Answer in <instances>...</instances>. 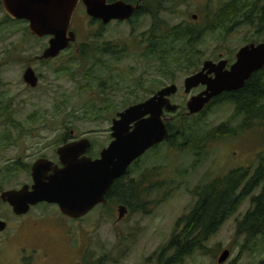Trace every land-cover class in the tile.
Returning a JSON list of instances; mask_svg holds the SVG:
<instances>
[{"label":"rangeland","instance_id":"rangeland-1","mask_svg":"<svg viewBox=\"0 0 264 264\" xmlns=\"http://www.w3.org/2000/svg\"><path fill=\"white\" fill-rule=\"evenodd\" d=\"M169 1L162 2L167 11L159 14L160 21L170 27L183 21L204 27L212 19L208 14L230 0ZM4 15L0 13V192L30 185L29 173L20 170L10 177L5 164L28 166L41 158L56 161L55 151L70 132L76 140H91L89 156L98 157L101 146L108 142L106 121L151 97L147 92L151 84L154 93L174 84L178 89L170 102L185 114L187 100L197 92L183 93V81L192 71L199 70L206 61H232L240 48L255 39L252 31L243 26L229 35L223 32L207 35L197 46L202 53L197 68L182 71L174 68L175 75L166 72L163 77L157 63L143 59L140 55L143 49L135 46L138 35L153 25L150 16H140L134 27L112 23L100 30L80 6L69 28L76 43L54 61L45 62L38 58L47 47L48 38H33L25 22L1 25ZM193 15L197 17L194 23ZM132 29L136 33L131 35ZM104 42L123 45L127 54L118 61L110 54L80 57L78 46L94 49ZM96 58L100 64L94 63ZM27 67L38 78L35 89L26 87L22 81ZM87 71L90 72L85 78ZM91 76L104 80L103 90ZM226 106L211 109L197 127L205 133L227 123L236 131L235 136L207 141L199 158L188 149L169 152L162 145L131 166L129 177L134 182L148 178L154 170L150 183L159 188L136 204L138 211L126 209L120 222L116 221V210L124 205L119 202L98 206L78 221L67 220L55 206L44 204L18 218L0 203V216L7 224L6 231L0 233V264H83L86 259L100 264H162L158 261L159 250L171 239L178 221L191 212L200 189L235 169L251 167L252 173L264 159V126L238 131L240 121L231 118L233 107ZM98 109L103 111L97 113ZM5 110L21 129L6 120ZM175 116L164 113V120L175 126ZM260 189L261 186L243 199L235 213L203 244L204 249L195 250L182 264H217L223 251L229 257L222 264H264V237L236 234L237 224L252 210L251 199ZM125 201L132 204L134 198L128 195Z\"/></svg>","mask_w":264,"mask_h":264},{"label":"water","instance_id":"water-1","mask_svg":"<svg viewBox=\"0 0 264 264\" xmlns=\"http://www.w3.org/2000/svg\"><path fill=\"white\" fill-rule=\"evenodd\" d=\"M80 2L87 17L104 25L110 21H127L139 9L138 4L133 6L123 2L107 5L106 0H0V6L11 21L25 22L33 38H48L47 47L38 58L47 61L54 60L75 42V34L69 28ZM226 65V61L218 64L206 61L201 71L184 80V94L192 88H204L185 105L189 116L201 113L222 93L242 89L253 74L262 70L264 43L240 48L229 70H225ZM22 81L30 89L37 88L38 78L30 67L24 70ZM176 93L175 85L164 87L142 103L118 113L110 130L112 142L97 159L86 156L90 143L81 139L56 150L58 165L46 159L36 160L30 168L31 184L1 192V203L18 218L26 216L31 208L45 204L55 206L67 220L83 219L106 203L114 182L124 177L135 161L168 139L164 113L177 111V106L169 100ZM116 212V221L120 222L127 211L124 206H118ZM6 226L0 219V233ZM228 257V252L223 251L217 264L224 263Z\"/></svg>","mask_w":264,"mask_h":264},{"label":"trees","instance_id":"trees-1","mask_svg":"<svg viewBox=\"0 0 264 264\" xmlns=\"http://www.w3.org/2000/svg\"><path fill=\"white\" fill-rule=\"evenodd\" d=\"M166 7L167 5H164L162 0L145 1L142 3V7L134 13L132 19L127 22L128 25L134 27L142 15L145 18L150 16L154 21L148 31L138 35L135 46L143 49L140 53L143 59L157 63L158 72L163 77L166 72L169 75H175L174 68H178V71L197 68L202 56L197 46L199 47L204 42L207 35H215L218 32L229 35L234 29L243 26L250 29L255 38L249 43L264 42V0H230L221 5L215 13L208 14L212 18L210 23H205L204 27L198 25V29L191 25L192 27H188L186 32L181 29L180 23L170 27L166 22L159 20V14L166 12ZM2 12L0 6V13ZM2 21L1 25L15 24L5 15ZM99 27L100 30L103 29L101 26ZM24 32L26 33V31ZM130 33L132 35L136 32L132 29ZM79 51L80 57L83 58H88L93 54L102 56L110 54L117 61L119 57H124L127 54L123 45L116 49L112 45L105 47L99 44L94 49L89 48L88 45H82ZM94 63L100 64V60L96 58ZM89 72H86L85 78L88 77ZM90 78L97 81L100 90L104 89L103 79L93 76ZM152 85L154 84L150 85L147 92L153 95V90H150L154 89ZM133 92L131 91V93ZM226 105L233 107L231 118L240 121L238 131H250L251 128L259 125L264 126V68L253 74L242 89L232 93H223L213 99L200 115L191 117L178 110L174 112L177 121L175 126L166 124L168 139L162 145H165L169 152L188 149L195 152V157L199 158L202 156V150L207 141H217L235 136L236 131L227 123H222L205 133L197 127L207 112L214 107ZM102 111V109H98L97 113ZM5 115L9 123L11 122L13 126L21 129L19 123L11 120L6 110ZM160 146L151 149L149 153H154ZM138 163L136 162L134 165ZM250 168L229 171L200 189L191 212L184 219L178 221L171 239L159 250V263L182 264L183 260L191 256L195 250H203V244L235 213L242 200L251 196L260 186L261 192L251 199L253 208L237 224L236 234L246 235L249 238L264 237V159L259 161L252 173ZM4 169L10 177L20 170L30 173V166H21V163H15L13 166L8 165ZM129 170L126 178L114 182L106 196V205L119 202L133 213L138 211L136 204L142 202L141 200L145 199L146 195L159 187L157 184L150 183L154 176V170L148 178H143L139 182L130 179ZM128 195L134 198V203L125 201V197ZM182 224L183 226L180 228ZM83 264H100V261L93 262L86 259Z\"/></svg>","mask_w":264,"mask_h":264},{"label":"flooded vegetation","instance_id":"flooded-vegetation-1","mask_svg":"<svg viewBox=\"0 0 264 264\" xmlns=\"http://www.w3.org/2000/svg\"><path fill=\"white\" fill-rule=\"evenodd\" d=\"M147 2L148 0H106V4L107 5H110V4H112V3H116V2H123V3H125V4H129V5H136V4H138L139 5V8H141L142 7V3L143 2ZM169 2L170 3V1L169 0H162V2ZM164 2V3H165ZM80 6H82L83 7V5H82V3L80 2L79 4H78V6H77V8L78 7H80ZM76 8V9H77ZM84 8V7H83ZM85 10V9H84ZM139 10V9H138ZM86 14V13H85ZM134 16V15H133ZM132 16V17H133ZM132 17L129 19V20H127V21H124V22H119V21H110L108 24H106V25H104L102 22H100L99 20H95V19H90L89 17V20L91 21V22H94V23H97L99 26H101L102 28L103 27H105V26H108V25H110V24H112V23H117V24H122V23H127V22H129L131 19H132ZM195 20H197V17L196 16H191V21H192V23H194V21ZM196 22V21H195ZM180 26H181V29L184 31V32H186V31H188L187 29H188V27H192V26H196V25H192L191 26V24H189V23H187V22H180ZM197 27V29H198V26H196ZM75 38H76V36H75ZM38 40V39H37ZM40 40H42V39H40ZM48 42V41H47ZM76 43V40H75V42L73 43V44H70V46L66 49V50H64V51H62L59 55H58V57L61 55V54H63V53H66V52H68L69 50H70V48L72 47V45H74ZM262 43H264V42H262ZM258 44H260V43H258ZM102 45H104L105 47H108L109 45H112L110 42H104ZM250 45V44H249ZM255 45H257V44H255ZM114 46V48L116 49L117 48V46L116 45H113ZM247 46V45H246ZM79 47L80 46H78V50H79ZM110 49V48H109ZM44 51V50H43ZM236 55V54H235ZM58 57H56L55 59H57ZM54 59V60H55ZM54 60H47V61H54ZM39 61H44V60H39ZM47 61H45V62H47ZM220 61H225V60H222V59H219L218 61H216V62H213V61H211L213 64H218ZM234 61H235V56H234V58H233V60L232 61H226L227 62V65H226V68H225V70H229V68H230V66L234 63ZM28 68V67H27ZM31 68V67H30ZM201 69H202V66L200 67V69L199 70H197V71H192V73H191V75H189V76H192V75H194V74H197L199 71H201ZM184 82V81H183ZM24 83V82H23ZM171 85H174V84H171ZM26 86V85H25ZM170 86V85H169ZM27 87V86H26ZM177 88V87H176ZM178 89V88H177ZM198 89H201V90H199V92H198ZM194 90H197V92H196V95H194V96H197V95H199L203 90H204V88L203 87H196V88H192L190 91H189V93L188 94H185V95H189L192 91H194ZM157 92V91H156ZM155 92V93H156ZM236 92V91H235ZM154 93V94H155ZM183 93H184V91H183ZM232 93V92H231ZM153 94V95H154ZM223 94V93H222ZM153 95H151V96H153ZM176 95V94H175ZM220 96V95H219ZM171 97H173V96H171ZM170 97V98H171ZM191 97H193V96H191ZM190 97V98H191ZM218 97V96H217ZM170 98H169V100H170ZM189 98V99H190ZM189 99L187 100V102L189 101ZM213 99H215V98H213ZM212 99V100H213ZM211 100V101H212ZM210 101V102H211ZM187 102H186V104H187ZM210 102L206 105V107L204 108V110L208 107V105L210 104ZM177 106V105H176ZM178 110V109H177ZM203 110V111H204ZM202 111V112H203ZM201 112V113H202ZM118 113H120V112H118ZM118 113H116L115 114V116H114V118H110L109 119V121H106L107 123H109V127L107 128V133H108V142L107 143H105V145L102 147L101 146V149H100V152L97 154V155H99L103 150H105V149H107L108 148V146L110 145V143L112 142V139H111V137H110V135H111V128H112V122H113V120L116 118V115L118 114ZM187 113V112H186ZM201 113H199V114H197V115H200ZM188 115V114H187ZM197 115H194V116H197ZM194 116H191V117H194ZM165 124H167L166 122H165ZM73 141H79V140H76L75 138H74V136H73V132H70L69 133V135H67L66 137H65V140L60 144V146L59 147H61V146H63V145H65V144H68V143H70V142H73ZM89 141V143H90V149L88 150V152H87V154H86V156L87 157H90L89 156V152H90V150H91V147H92V141L91 140H88ZM163 143H161V144H159V145H157V146H160V145H162ZM157 146H155V147H157ZM58 147V148H59ZM154 147V148H155ZM57 148V149H58ZM56 149V150H57ZM153 149V148H152ZM151 151V150H150ZM150 151H148V152H150ZM147 152V153H148ZM146 153V154H147ZM55 157H56V151H55ZM91 158V157H90ZM98 157L96 156V157H94V158H91V159H97ZM142 158V157H141ZM140 158V159H141ZM41 159H45V158H41ZM140 159H138L137 161H135L131 166H133L136 162H139V160ZM38 160V159H37ZM46 160H48V159H46ZM48 161H50V162H52L54 165H58V161H57V157H56V161H53V160H48ZM35 162V161H34ZM33 162V163H34ZM33 163L31 164V165H29L30 166V168H31V166L33 165ZM6 166H8V164H5V166L4 167H6ZM131 168V167H130ZM30 174V173H29ZM127 177V174L124 176V177H122L121 179H124V178H126ZM30 184H31V181H30ZM24 186V185H23ZM0 203H1V201H0ZM1 204H3V203H1ZM5 205V204H4ZM7 206V205H6ZM0 219H1V216H0ZM2 220V219H1ZM123 220V219H122ZM4 222V221H3ZM7 225V224H6ZM6 229H7V226H6ZM6 229H5V231H6ZM4 231V232H5ZM3 233V232H2Z\"/></svg>","mask_w":264,"mask_h":264}]
</instances>
